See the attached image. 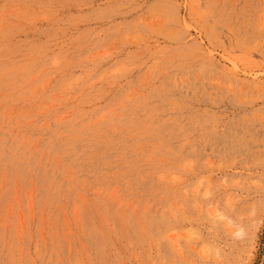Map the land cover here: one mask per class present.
<instances>
[{
    "label": "rangeland",
    "instance_id": "374dc122",
    "mask_svg": "<svg viewBox=\"0 0 264 264\" xmlns=\"http://www.w3.org/2000/svg\"><path fill=\"white\" fill-rule=\"evenodd\" d=\"M0 264H264V0H0Z\"/></svg>",
    "mask_w": 264,
    "mask_h": 264
}]
</instances>
